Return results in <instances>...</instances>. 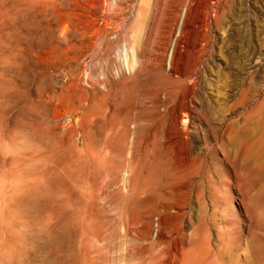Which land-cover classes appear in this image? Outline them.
I'll return each mask as SVG.
<instances>
[{"label": "rangeland", "instance_id": "374dc122", "mask_svg": "<svg viewBox=\"0 0 264 264\" xmlns=\"http://www.w3.org/2000/svg\"><path fill=\"white\" fill-rule=\"evenodd\" d=\"M261 103L264 0H0V264H264Z\"/></svg>", "mask_w": 264, "mask_h": 264}, {"label": "bare ground", "instance_id": "6f19581e", "mask_svg": "<svg viewBox=\"0 0 264 264\" xmlns=\"http://www.w3.org/2000/svg\"><path fill=\"white\" fill-rule=\"evenodd\" d=\"M262 105H263V103H261ZM264 106V105H263ZM261 108V107H260ZM259 113V112H258ZM250 114V113H249ZM257 114V113H256ZM254 116V115H253ZM247 117V116H246ZM241 118V117H240ZM240 120V119H239ZM251 120V119H250ZM248 121V120H247ZM238 123V122H237ZM244 123H246V121L244 122ZM243 123V124H244ZM245 125V124H244ZM247 125V124H246ZM250 125V124H249ZM239 126H241V125H239ZM255 126H256V128H258V133L260 134V135H262L263 137H261V140H263L262 138H264V107H262V109L260 110V113H259V116H258V118H257V120H256V122H255ZM244 126H242V128H243ZM249 127V126H248ZM241 130H243V129H241ZM248 130H249V128H248ZM244 132V131H243ZM249 134L248 135H250V132H248ZM235 136L236 138H238V140H242V141H247V143H246V145H247V147H248V149H252V148H254V145H255V143L256 142H253L252 141V138H253V136ZM260 137V136H259ZM258 138V137H257ZM259 139V138H258ZM258 139H257V141H258ZM254 140H256V139H254ZM233 141V140H232ZM234 143H235V141H234ZM240 143V142H239ZM239 143H238V145H239ZM245 144V143H244ZM260 144V143H259ZM256 146V145H255ZM152 147V146H151ZM244 147V146H243ZM256 148H258V147H256ZM260 148V147H259ZM258 148V149H259ZM245 149V147L243 148V150ZM247 149V148H246ZM245 149V150H246ZM261 149V148H260ZM264 149V148H263ZM262 150V149H261ZM260 150V151H261ZM248 152H249V150H248ZM251 153H252V151H251ZM251 153H249L250 155H252ZM263 153V152H262ZM244 156H245V158H247V156H248V154H247V156H246V153L244 154ZM243 156V157H244ZM259 156H261V155H259ZM248 157H250V156H248ZM258 158V157H257ZM260 160V159H259ZM256 161V160H255ZM260 233V232H259ZM264 234V233H263ZM250 239V238H249ZM225 240V239H224ZM254 242H255V240H254ZM224 243H226V242H224ZM264 243V242H263ZM233 245H234V243H233ZM254 245V244H253ZM259 245H261V244H259ZM223 247V246H222ZM253 248H255L254 246H253ZM259 247L257 246V249H258ZM256 249V250H257ZM261 249V248H260ZM255 250V251H256ZM258 251H260V250H258ZM257 251V252H258ZM250 252V251H249ZM226 253V252H225ZM224 253V254H225ZM255 253V252H254ZM260 253V252H259ZM210 254V253H209ZM257 254V253H256ZM256 254H254V255H256ZM263 255H264V253H262ZM257 257L258 256H262L261 254L260 255H256ZM230 257V256H229ZM264 258L262 257V260H263ZM253 260V259H252ZM259 260H260V258H259ZM254 261V260H253ZM262 262V261H261ZM236 263V262H235ZM234 263V264H235ZM253 264V263H252Z\"/></svg>", "mask_w": 264, "mask_h": 264}]
</instances>
